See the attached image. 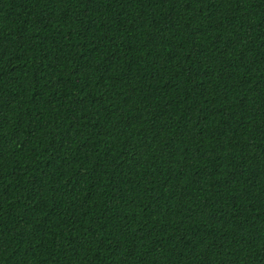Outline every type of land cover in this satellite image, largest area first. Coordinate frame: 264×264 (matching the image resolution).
I'll list each match as a JSON object with an SVG mask.
<instances>
[{
  "label": "trees",
  "instance_id": "16d2710c",
  "mask_svg": "<svg viewBox=\"0 0 264 264\" xmlns=\"http://www.w3.org/2000/svg\"><path fill=\"white\" fill-rule=\"evenodd\" d=\"M0 264H264V0H0Z\"/></svg>",
  "mask_w": 264,
  "mask_h": 264
}]
</instances>
